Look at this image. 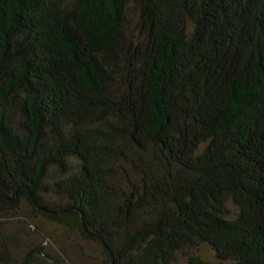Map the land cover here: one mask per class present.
<instances>
[{
	"label": "trees",
	"instance_id": "16d2710c",
	"mask_svg": "<svg viewBox=\"0 0 264 264\" xmlns=\"http://www.w3.org/2000/svg\"><path fill=\"white\" fill-rule=\"evenodd\" d=\"M21 211L102 264H264V0H0V262Z\"/></svg>",
	"mask_w": 264,
	"mask_h": 264
},
{
	"label": "rangeland",
	"instance_id": "374dc122",
	"mask_svg": "<svg viewBox=\"0 0 264 264\" xmlns=\"http://www.w3.org/2000/svg\"><path fill=\"white\" fill-rule=\"evenodd\" d=\"M27 211L4 215V233L8 238V258L0 264H21L26 252H30V264H102L101 255L94 242L82 239L75 232L44 219L34 220ZM189 254H198L216 263L212 248L206 243L185 248L177 262Z\"/></svg>",
	"mask_w": 264,
	"mask_h": 264
}]
</instances>
